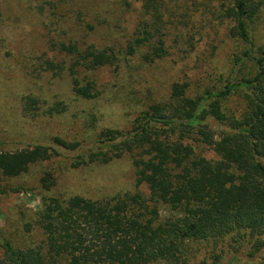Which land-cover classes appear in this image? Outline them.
I'll return each instance as SVG.
<instances>
[{"label":"trees","instance_id":"16d2710c","mask_svg":"<svg viewBox=\"0 0 264 264\" xmlns=\"http://www.w3.org/2000/svg\"><path fill=\"white\" fill-rule=\"evenodd\" d=\"M194 7L226 21L228 70L198 80L173 67L144 93L146 73L167 61L166 43ZM31 9L71 59L45 63L67 74L69 90L51 103L19 99L24 137L60 133L0 151V195L59 151L74 154L73 168L126 160L135 183L104 200L65 199L46 195L56 186L46 172L40 209L21 242L3 241L1 264H264V0H36ZM75 29L82 46L61 40Z\"/></svg>","mask_w":264,"mask_h":264},{"label":"rangeland","instance_id":"374dc122","mask_svg":"<svg viewBox=\"0 0 264 264\" xmlns=\"http://www.w3.org/2000/svg\"><path fill=\"white\" fill-rule=\"evenodd\" d=\"M0 3L4 14L0 23V151L16 152L30 144L50 143L54 136L50 133H60V128L53 127L42 130L36 137H24V129L20 127L14 112L20 108L19 99L22 96L26 98V95H39L49 103L55 102L57 96L65 99L69 90L67 74H51L45 63L54 60L55 63L66 61L69 64L71 59L57 53L54 47L58 45L57 38L55 42H51L46 37L39 24L40 19L31 9L36 0H0ZM139 4H135V7L141 10ZM180 6L183 7L182 2ZM215 10L212 7H194L191 24L186 25L188 20L182 22L184 25L180 27L181 37L175 38L176 35H173L168 39L167 61L158 63L146 73L142 85L146 89L144 93L154 82L151 80L153 75L163 73L165 81H169L173 67L178 69L181 76L192 78L195 75L198 80L208 73L228 70L227 54L224 52L227 23L224 19H218ZM130 15L127 13L126 18ZM219 23L221 24L218 25ZM121 32L123 36L129 35L131 26H124ZM61 40H73L81 46L85 41L77 29ZM1 106L5 107L6 113L1 112ZM77 114L81 118L85 117L81 112ZM59 152L60 157L33 166L23 178L11 182L16 187L11 190L17 191L0 195V264L3 258V241L21 242L26 218L30 220L40 209L43 197L40 180L46 172L53 174L56 182L53 191L46 195L65 199L80 196L94 201L104 200L115 197L123 188H131L135 183L134 169L129 167L126 160H118L104 167L73 168L69 159L74 154ZM198 154L208 159L214 157L213 152L204 147L198 149ZM3 186L10 189L9 181L4 180ZM165 216L169 214L165 213Z\"/></svg>","mask_w":264,"mask_h":264}]
</instances>
